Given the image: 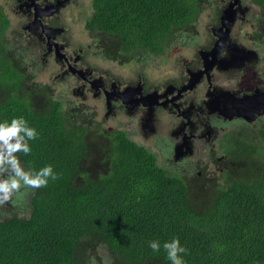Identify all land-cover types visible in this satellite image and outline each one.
<instances>
[{
	"label": "trees",
	"instance_id": "obj_1",
	"mask_svg": "<svg viewBox=\"0 0 264 264\" xmlns=\"http://www.w3.org/2000/svg\"><path fill=\"white\" fill-rule=\"evenodd\" d=\"M196 1L94 0L92 25L104 32L105 50L140 41L146 49L175 29L184 27L189 34L188 24H195L201 11ZM250 1L264 14V0ZM262 33L264 16L252 35ZM5 49L0 40V57ZM0 67L18 87L24 74L8 60ZM12 93L7 101L0 99V121L23 116L38 133L29 141L31 152L20 154L23 166L38 170L51 164L60 178L25 193L26 216L16 212L22 189L6 204L15 211L6 220L0 212V264H170L163 248L156 253L148 243L174 237L188 250L182 254L185 264H264V116L255 129L259 142L246 140L244 147L247 159L260 145L259 161L252 157L254 163H246L242 179L226 171V185L216 186L210 204L194 208L183 180L159 168L151 154L117 133L115 150L102 153L101 143L111 136L107 128L77 118L75 107L60 112L43 89L41 110L34 106L35 91L31 99L29 91ZM85 127L91 129L90 141ZM101 161L102 172L93 170Z\"/></svg>",
	"mask_w": 264,
	"mask_h": 264
},
{
	"label": "flooded vegetation",
	"instance_id": "obj_2",
	"mask_svg": "<svg viewBox=\"0 0 264 264\" xmlns=\"http://www.w3.org/2000/svg\"><path fill=\"white\" fill-rule=\"evenodd\" d=\"M228 1H218L219 9L209 0L196 1L218 11L204 33L194 29V35L188 34L190 43L182 45L177 37L182 27L155 40L158 46L144 49L140 41L105 50L104 32L92 25L94 0H0V40L6 44L0 64L8 60L27 71L18 87L0 81V99L31 88L38 95L43 89L65 112L74 105L79 118H96L111 132L101 143L102 153L115 150L117 133L151 154L167 174L180 177L187 191L192 176L195 186L219 172L223 178L227 171L242 179L246 163H254L253 151L246 159V140L259 142L255 129L264 110L246 119L223 109L229 102L253 103L256 91L264 95V33L241 41L240 27L251 24L252 6L262 10L251 2L241 6L226 41L217 45ZM43 104L34 101L37 109Z\"/></svg>",
	"mask_w": 264,
	"mask_h": 264
},
{
	"label": "clouds",
	"instance_id": "obj_3",
	"mask_svg": "<svg viewBox=\"0 0 264 264\" xmlns=\"http://www.w3.org/2000/svg\"><path fill=\"white\" fill-rule=\"evenodd\" d=\"M201 9L202 7L200 6ZM189 33H191V29ZM177 37L181 38L182 45L188 41L190 43L188 34H183V30ZM37 137L36 129L29 126L23 116L0 121V206L10 203L14 195L19 193L22 188L39 189L46 187L49 180L56 181L60 178L51 164L45 165L38 170L31 167L26 169L23 166L20 154H29L31 152L29 141ZM260 152L261 150L257 149V152L253 154V159L256 162L260 159ZM148 246L156 253L163 248L170 264H185L182 254H187L188 250L181 245L178 237H174L162 244L159 240H151ZM100 263L104 264L99 261L98 264Z\"/></svg>",
	"mask_w": 264,
	"mask_h": 264
},
{
	"label": "rangeland",
	"instance_id": "obj_4",
	"mask_svg": "<svg viewBox=\"0 0 264 264\" xmlns=\"http://www.w3.org/2000/svg\"><path fill=\"white\" fill-rule=\"evenodd\" d=\"M209 1L214 2V5H213L214 7H217L218 9L220 8V4L218 3V1H220V0H209ZM240 2L242 4V6H244V5H250V3H251L250 0H240ZM206 6L207 5H205V4L201 5L202 9H201V11L199 13L198 20L194 24V27H192V28L190 27V29H191V33L190 34H194V31H193L194 29L195 30H198L199 33L202 34V33H204L205 29L209 28V26L211 24L215 23L214 14L218 10L216 8L215 9L214 8H206ZM256 7L257 6H252V9H250V11L248 13V18L251 19V21H250L251 24L249 26H246V24H242L241 27H240V34H241V37L240 38H241V41L242 42L245 41L244 39H246V36L248 34H251V33L253 34L254 23H257V19L260 18V20H261V18L264 16V14L261 15V13H262L261 10H258L256 12V10H257ZM252 17H253V19H252ZM189 48H192L191 45L190 46H187V49H189ZM37 59H38V56H37ZM39 64H40V62H39ZM110 64H112V63H109L108 65H110ZM104 69H106V68H104ZM20 72L24 74L27 71L24 70V69H22V70H20ZM12 77H13L12 75H8L7 76L6 74H1L0 75V81L2 80L3 82H8V80L10 78H12ZM39 81H42V80H39ZM31 89H33V88H31ZM31 89L29 90V93L31 92ZM12 94H15V93H12ZM40 96H42V95L39 94L38 97H36V98H38V100L35 101V105H37V103H41V97ZM31 98H32V94L30 93L29 96L26 97V99H31ZM56 102H58V101H56ZM73 107H74V105H73ZM58 110L60 112L65 113L64 109H61L60 108V105L58 107ZM76 117L79 118L78 113H76ZM90 122H91V124L93 126L99 125V123H98V121H97L96 118L92 119ZM86 130H87V132H86L87 139L90 141V139H91V131L90 130L91 129H89V130L86 129ZM100 156H101V154H96V157L97 158H99ZM91 158H93V157H91ZM104 163H105L104 161H101L100 165L97 166L98 163L95 162V165H94V167L92 169L94 170L95 167H96V169L98 170V172H102L103 167H104ZM208 176H209V180L210 181L207 182V183H205V185L201 189H199L197 186H195L193 184V182L195 181V177L192 176V178H191V182L189 183V186H188V193H189V198H190V202L189 203L194 208H204V207H207L210 204V200H211V198L209 196L214 195L216 186L219 185V184H221V183H224L222 186L226 185L225 180L221 176V173L220 172L218 174H215L214 173V175H208ZM220 180H223V182H220ZM214 183H215V185H213ZM22 190H23L22 193H24V195H23V197H21V201H20L21 202V205L19 207H17L16 212L17 213L20 212L21 215L26 216L28 214L27 213L28 212V209L26 210V212L25 211H22V210H24V206L26 205V202H27V200H26L27 199L26 194H30L31 189L22 188ZM20 196H22V195H20ZM11 211L14 212L15 209H12V210L6 209V205L0 206V212H2V219H4L5 214H10ZM6 219H4V220H6ZM95 264H98V262H96Z\"/></svg>",
	"mask_w": 264,
	"mask_h": 264
},
{
	"label": "water",
	"instance_id": "obj_5",
	"mask_svg": "<svg viewBox=\"0 0 264 264\" xmlns=\"http://www.w3.org/2000/svg\"><path fill=\"white\" fill-rule=\"evenodd\" d=\"M241 8L242 7L239 0H229L228 3L222 9L220 25L217 27V30L222 34V37H219L217 45H220L226 41L228 37L227 35L231 31V27L234 23L237 12H239ZM230 46L237 47L235 44H231ZM237 48L241 50L240 47ZM247 101L248 100H241L235 106H233L231 102H229L228 105L223 109V112L229 113L230 115H232L233 113L243 115L246 119H252L256 115H259L263 112L264 95L262 93L256 91L255 101L253 103H249Z\"/></svg>",
	"mask_w": 264,
	"mask_h": 264
},
{
	"label": "bare ground",
	"instance_id": "obj_6",
	"mask_svg": "<svg viewBox=\"0 0 264 264\" xmlns=\"http://www.w3.org/2000/svg\"><path fill=\"white\" fill-rule=\"evenodd\" d=\"M216 54H211V57H215ZM41 81L38 80V84L40 83ZM4 221V220H3Z\"/></svg>",
	"mask_w": 264,
	"mask_h": 264
}]
</instances>
